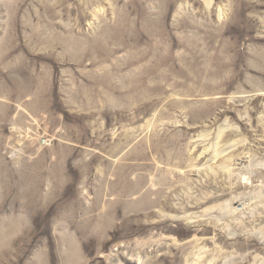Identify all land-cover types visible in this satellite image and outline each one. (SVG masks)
Masks as SVG:
<instances>
[{"label": "rangeland", "instance_id": "1", "mask_svg": "<svg viewBox=\"0 0 264 264\" xmlns=\"http://www.w3.org/2000/svg\"><path fill=\"white\" fill-rule=\"evenodd\" d=\"M0 264H264V0H0Z\"/></svg>", "mask_w": 264, "mask_h": 264}]
</instances>
